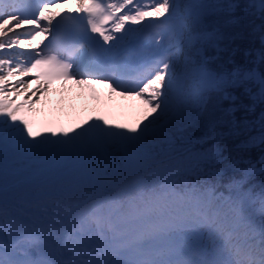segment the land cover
<instances>
[{
    "label": "snow or ice",
    "instance_id": "1",
    "mask_svg": "<svg viewBox=\"0 0 264 264\" xmlns=\"http://www.w3.org/2000/svg\"><path fill=\"white\" fill-rule=\"evenodd\" d=\"M0 264H264V0H0Z\"/></svg>",
    "mask_w": 264,
    "mask_h": 264
},
{
    "label": "rangeland",
    "instance_id": "2",
    "mask_svg": "<svg viewBox=\"0 0 264 264\" xmlns=\"http://www.w3.org/2000/svg\"><path fill=\"white\" fill-rule=\"evenodd\" d=\"M76 85L73 82L51 88L36 103L32 114L36 126H71L82 116L105 114L117 122L131 123L141 114L144 105L137 98L108 95L106 85ZM19 97L17 99H23ZM35 99V97H33ZM110 115V116H109Z\"/></svg>",
    "mask_w": 264,
    "mask_h": 264
},
{
    "label": "trees",
    "instance_id": "3",
    "mask_svg": "<svg viewBox=\"0 0 264 264\" xmlns=\"http://www.w3.org/2000/svg\"><path fill=\"white\" fill-rule=\"evenodd\" d=\"M254 46H255L256 48H259V47H260V42H259V38H258V36H257L256 40L254 41ZM258 112H259V109H257V114H258Z\"/></svg>",
    "mask_w": 264,
    "mask_h": 264
},
{
    "label": "bare ground",
    "instance_id": "4",
    "mask_svg": "<svg viewBox=\"0 0 264 264\" xmlns=\"http://www.w3.org/2000/svg\"><path fill=\"white\" fill-rule=\"evenodd\" d=\"M61 82L63 81H54L53 84L51 85V88L58 87L61 84Z\"/></svg>",
    "mask_w": 264,
    "mask_h": 264
}]
</instances>
